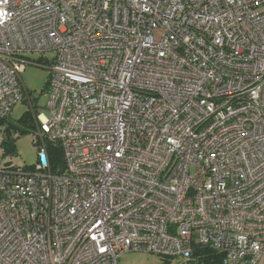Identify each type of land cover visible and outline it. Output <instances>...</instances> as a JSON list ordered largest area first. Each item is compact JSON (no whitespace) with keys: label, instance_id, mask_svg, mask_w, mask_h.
Masks as SVG:
<instances>
[{"label":"built area","instance_id":"2783aa9c","mask_svg":"<svg viewBox=\"0 0 264 264\" xmlns=\"http://www.w3.org/2000/svg\"><path fill=\"white\" fill-rule=\"evenodd\" d=\"M44 52L49 116L21 81ZM24 92L39 147L0 163V264H263L264 0H0V121Z\"/></svg>","mask_w":264,"mask_h":264},{"label":"rangeland","instance_id":"374dc122","mask_svg":"<svg viewBox=\"0 0 264 264\" xmlns=\"http://www.w3.org/2000/svg\"><path fill=\"white\" fill-rule=\"evenodd\" d=\"M160 35L161 31L156 30L155 38H159ZM53 56V52L25 54L28 63L21 73L22 85L26 93H28L29 97L35 103V110L37 111L38 108H41L46 116H49L45 108L47 103V97L45 96L46 83L49 76V66ZM33 61L38 63H34ZM27 112L30 115L29 120L27 119V122H21L20 119ZM34 118L24 92L23 99L15 104L11 110L10 122L5 124L6 126L18 125V127L15 129L12 127L9 133L13 152L11 154L1 155L3 148L0 150L1 164L7 162L14 167H24L35 164L39 146L34 142V130L36 129ZM30 123H32L31 127H29ZM19 129L23 130V132H20ZM7 137L8 136L5 134V138ZM174 261H176V258H173L170 262L161 255L146 251H128L118 258V264H172ZM262 263L264 264V258L262 259Z\"/></svg>","mask_w":264,"mask_h":264},{"label":"trees","instance_id":"16d2710c","mask_svg":"<svg viewBox=\"0 0 264 264\" xmlns=\"http://www.w3.org/2000/svg\"><path fill=\"white\" fill-rule=\"evenodd\" d=\"M29 113H25L23 117L20 119L21 122H27V119L29 120ZM10 122V117L4 120L0 121V125H3V135L5 137V134L8 136L5 138V141L8 146L12 147L9 133L10 129L13 127L14 129L18 127V125H9L6 126V123ZM32 123L29 124V127H31ZM20 132H23V130L19 129ZM12 140V139H11ZM13 148V147H12ZM48 156L50 159L51 169L52 171H55L56 168L60 167L62 168V157H61V151L60 148L56 145L49 144L48 146ZM198 254L199 260L197 261L199 264H220L221 256H219L216 252L212 251L211 249H208L206 247H199L196 251Z\"/></svg>","mask_w":264,"mask_h":264},{"label":"water","instance_id":"95a60500","mask_svg":"<svg viewBox=\"0 0 264 264\" xmlns=\"http://www.w3.org/2000/svg\"><path fill=\"white\" fill-rule=\"evenodd\" d=\"M2 147L5 154H11L13 152V148L11 146H8L6 141L2 142Z\"/></svg>","mask_w":264,"mask_h":264}]
</instances>
